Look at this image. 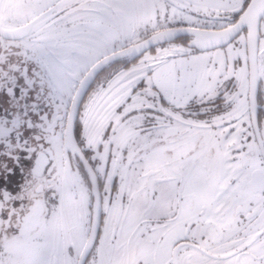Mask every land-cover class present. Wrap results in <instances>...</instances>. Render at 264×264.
Instances as JSON below:
<instances>
[{
  "label": "snow or ice",
  "instance_id": "obj_1",
  "mask_svg": "<svg viewBox=\"0 0 264 264\" xmlns=\"http://www.w3.org/2000/svg\"><path fill=\"white\" fill-rule=\"evenodd\" d=\"M0 264H264V0H0Z\"/></svg>",
  "mask_w": 264,
  "mask_h": 264
}]
</instances>
